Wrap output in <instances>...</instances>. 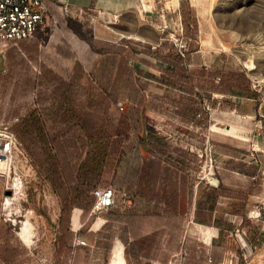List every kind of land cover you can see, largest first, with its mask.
I'll list each match as a JSON object with an SVG mask.
<instances>
[{
	"label": "rangeland",
	"instance_id": "1",
	"mask_svg": "<svg viewBox=\"0 0 264 264\" xmlns=\"http://www.w3.org/2000/svg\"><path fill=\"white\" fill-rule=\"evenodd\" d=\"M180 1L147 0L148 9L144 8L143 0L139 3L141 10H145L143 14L148 12L152 15L154 23L160 27L162 42L169 44L167 50L172 47L178 50L189 42V49L197 50L192 55L193 67L244 73L258 95L257 101L239 104L236 99L204 95L208 103L216 101L218 106L214 109L208 105L210 120L199 128L185 125L174 115H158L143 108L137 116L133 104L120 101L121 105H115L109 97V88L108 91L103 90L100 83L104 63L109 56L124 58L136 71L138 64L132 58L131 50L125 45L118 47L116 43H104L97 39L93 25L97 14H94L93 21L92 17L64 16L52 7V19L56 21L36 38L7 47L0 46V125L17 122L29 110L37 109L51 137L60 142H75L72 136L76 122L65 123L60 119L61 91L55 82H68L72 77L76 82V105H95L100 123L113 134L111 148L117 154L116 160L128 149H134L139 139L149 138L150 135L166 138L200 160L199 170L187 177L189 183L192 179L196 180V196L200 188L223 185L238 190L248 185L246 177L227 169L229 162L257 166L261 191L251 199L247 216L259 224L264 237V0H189L199 17L198 44L194 45L182 31ZM64 43L71 49L73 57L70 59L57 52V47ZM16 56L23 59V69L9 63ZM134 82L145 95L160 91L152 82L147 86L148 81L137 74L134 75ZM232 104H238V109L231 110ZM120 106L122 109L119 110ZM132 116L133 120L142 122L144 130L139 131L131 123ZM140 149L143 158H147L148 152ZM22 150L23 155L11 163L10 175L5 169L0 177V250H16L17 256L11 264H98L96 255L102 263L106 259V264H162L156 258L168 249L173 239L171 230L155 233L147 255L136 259L131 236L125 234L120 225L111 231L104 230L109 224L107 215L110 210L93 212L94 206L86 210L73 209L70 223L73 239L63 244L60 240L62 204L59 195L23 144ZM122 168L123 165L116 161L112 170L104 172L102 184L97 188L112 187L117 200L125 204L122 201L125 191L119 190L118 181L114 179L115 175L121 176ZM16 182L21 188L14 196L12 188ZM66 185L70 188L72 184ZM8 191H12L11 196L7 195ZM13 196L17 201L7 210L5 202ZM236 204L227 199L220 200L217 218L228 225L227 229H230L229 226L233 228L223 242L217 230L195 225L194 200L184 216L180 250L171 255L167 264H182L185 253L188 258L196 256L203 259L204 264H214L209 261L214 246H217L221 256L219 264H264V241L257 248L250 245L241 229V218L235 216ZM126 209H122L121 213L128 212ZM29 213L36 228L32 246H28L20 236ZM84 228L87 232L83 236L81 231ZM100 233L106 235L103 241L111 242L109 250L98 247ZM77 238L84 240L86 245H76ZM116 249L122 253L120 259L115 256Z\"/></svg>",
	"mask_w": 264,
	"mask_h": 264
},
{
	"label": "trees",
	"instance_id": "2",
	"mask_svg": "<svg viewBox=\"0 0 264 264\" xmlns=\"http://www.w3.org/2000/svg\"><path fill=\"white\" fill-rule=\"evenodd\" d=\"M181 24L183 34L194 45L198 44L199 22L196 12L189 0L180 1ZM71 25V24H70ZM75 30L73 26L70 27ZM188 43L182 49L167 50L168 43L162 42L156 52L151 49L139 50L130 48L132 58L138 64L136 71L124 58L108 57L101 74V88L108 91L113 103L127 101L134 105V112L139 116L141 109L158 115H174L185 125L201 127L210 120L208 105L217 108L218 103H208L204 95H224L242 98L245 101H257L258 95L252 90L251 82L244 73L225 69H208L193 67L192 55L197 51L190 50ZM198 46V45H197ZM59 55L66 59L73 57L67 44L57 47ZM23 59L14 57L9 63L17 69H23ZM146 69V70H145ZM137 74L149 83H154L159 92L145 95L135 84ZM61 91L59 117L63 122H76V130L72 137L75 142H60L51 137L45 122L37 109L29 110L17 122L8 123L18 140L23 144L30 157L43 169L44 175L53 190L59 195L62 204L60 220L61 241L67 244L73 239L70 223L74 208L91 209L95 204L93 191L102 184L103 174L113 169L116 161L123 165L121 176H114L120 191H125L122 198L125 204L116 198V206L110 209L107 219L109 224L104 228L123 226L125 234L131 236L136 259L147 255L150 242L155 233L171 230L173 239L167 250L162 251L157 260L167 264L171 255L180 250V239L185 226L184 216L190 211L195 200L194 223L217 229L220 239L225 240L230 229L222 219L217 218L221 199L234 201L235 216L241 218V229L248 242L254 248L264 241L259 224L247 216V206L253 196L260 191L259 168L245 163L229 162L228 170L243 175L248 180L244 188L233 190L223 185L218 188L201 189L196 196L194 189L196 180L189 183L187 177L195 174L200 168V160L189 150L166 140V138L139 139L134 149L130 148L117 159L114 148H111L113 134L100 123L96 107L90 104L79 107L75 103L76 82L69 77L68 82L55 81ZM162 93V94H161ZM235 109V104H232ZM120 110V108H118ZM131 123L141 131L144 125L137 119ZM110 120V118H108ZM148 152L143 158L141 149ZM245 154V152H239ZM67 183L72 184L70 188ZM105 188V187H104ZM131 200L132 210L126 205ZM122 209L128 212L121 213ZM87 228L81 231L85 235ZM150 232V233H147ZM150 234V235H148ZM98 247L109 250L111 242L103 241L106 235L98 234ZM1 237V232H0ZM173 240L175 242L173 243ZM103 241V242H102ZM220 246V245H218ZM17 256L15 249L0 250L2 264H11ZM102 263L96 255V263ZM209 261L221 262L217 246L212 249ZM182 264H204V260L193 256L185 257ZM1 264V263H0Z\"/></svg>",
	"mask_w": 264,
	"mask_h": 264
},
{
	"label": "built area",
	"instance_id": "3",
	"mask_svg": "<svg viewBox=\"0 0 264 264\" xmlns=\"http://www.w3.org/2000/svg\"><path fill=\"white\" fill-rule=\"evenodd\" d=\"M52 7L57 8L64 16L81 19L92 17L94 21L92 9L79 8L70 0H0V46L7 47L36 38L56 21L52 19ZM183 47L184 45L180 49ZM119 108L122 109V106ZM21 155L22 144L11 126L0 125V177L5 169L9 170L10 175L11 163ZM93 196V212H105L116 206V192L112 187L97 188L93 191ZM126 205L131 207L130 199L126 201ZM75 244L86 245V242L77 238ZM187 255L184 254L185 257Z\"/></svg>",
	"mask_w": 264,
	"mask_h": 264
},
{
	"label": "crops",
	"instance_id": "4",
	"mask_svg": "<svg viewBox=\"0 0 264 264\" xmlns=\"http://www.w3.org/2000/svg\"><path fill=\"white\" fill-rule=\"evenodd\" d=\"M70 2L79 8L92 9L94 14H97L93 25L99 41L116 43L119 45L118 47L125 45V48L130 49L134 46L139 50L151 49L152 51H156L162 44L163 33L160 31V27L154 23L152 15L148 12L143 14L142 11L145 10H141L139 0H76L75 2L70 0ZM143 2L144 8L148 9L147 0H143ZM196 15L199 22L198 14L196 13ZM215 96L236 99L239 104L245 102L242 98L216 94ZM237 106L238 104L235 109L232 106L230 108L237 110ZM202 228L217 230L204 226Z\"/></svg>",
	"mask_w": 264,
	"mask_h": 264
},
{
	"label": "bare ground",
	"instance_id": "5",
	"mask_svg": "<svg viewBox=\"0 0 264 264\" xmlns=\"http://www.w3.org/2000/svg\"><path fill=\"white\" fill-rule=\"evenodd\" d=\"M21 188V185L19 182H16L14 185H13V188H12V191L14 192V196L18 193V191L20 190ZM13 196V198H8L7 201L5 202V205H6V209L9 210L10 209V205L12 206L14 201H17V199ZM27 221L24 222L23 224V227L21 228V232H20V236L22 238V240L28 245V246H32L33 245V236L36 232V228L32 222V219L33 217L30 215H28L27 217ZM197 225V224H195ZM199 226V225H198ZM202 227V226H200ZM122 253L116 249L115 251V256L120 259V255ZM120 261V260H118ZM118 264H121V263H118Z\"/></svg>",
	"mask_w": 264,
	"mask_h": 264
},
{
	"label": "water",
	"instance_id": "6",
	"mask_svg": "<svg viewBox=\"0 0 264 264\" xmlns=\"http://www.w3.org/2000/svg\"><path fill=\"white\" fill-rule=\"evenodd\" d=\"M7 195H8V196H11V195H12V191H8V192H7Z\"/></svg>",
	"mask_w": 264,
	"mask_h": 264
}]
</instances>
